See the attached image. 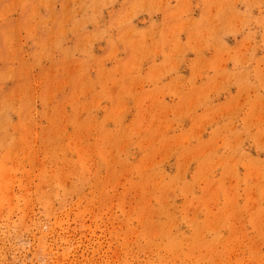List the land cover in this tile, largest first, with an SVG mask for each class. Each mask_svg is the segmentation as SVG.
Masks as SVG:
<instances>
[{"label":"rangeland","instance_id":"1","mask_svg":"<svg viewBox=\"0 0 264 264\" xmlns=\"http://www.w3.org/2000/svg\"><path fill=\"white\" fill-rule=\"evenodd\" d=\"M0 264H264V0H0Z\"/></svg>","mask_w":264,"mask_h":264},{"label":"bare ground","instance_id":"2","mask_svg":"<svg viewBox=\"0 0 264 264\" xmlns=\"http://www.w3.org/2000/svg\"><path fill=\"white\" fill-rule=\"evenodd\" d=\"M118 255V254H117Z\"/></svg>","mask_w":264,"mask_h":264}]
</instances>
